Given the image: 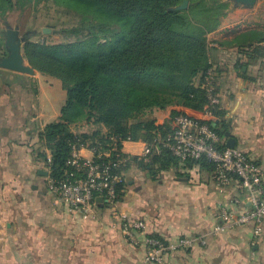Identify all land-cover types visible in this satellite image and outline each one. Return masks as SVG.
Wrapping results in <instances>:
<instances>
[{
    "label": "crops",
    "instance_id": "0c3cea01",
    "mask_svg": "<svg viewBox=\"0 0 264 264\" xmlns=\"http://www.w3.org/2000/svg\"><path fill=\"white\" fill-rule=\"evenodd\" d=\"M249 30L264 32V0L250 8L231 6L220 27L207 37L222 116L179 106L152 107L140 120L114 126L153 120L165 133L173 129L176 114L212 121L225 127L235 147L264 175V42L241 50L231 43ZM45 78L35 70L26 75L0 69V264H152L146 261L147 236L166 242L179 237L197 241L189 250L165 254L163 264H264V217L258 234L253 223L214 232L220 210L242 211L244 206L231 200L244 195L234 185L219 194L212 171L199 165L187 168L179 163L164 171L155 166L152 172L130 163L119 202L112 205L98 198L94 217L86 220L70 211L48 189L43 155L50 158L53 143L38 138L49 119L43 111ZM95 129L105 133L108 127L80 124L69 134ZM141 149V141L122 143L126 155H139ZM80 156L90 159L92 154L82 149ZM176 173L186 179L176 178ZM113 211L145 224V231L136 234V245L122 235Z\"/></svg>",
    "mask_w": 264,
    "mask_h": 264
},
{
    "label": "trees",
    "instance_id": "16d2710c",
    "mask_svg": "<svg viewBox=\"0 0 264 264\" xmlns=\"http://www.w3.org/2000/svg\"><path fill=\"white\" fill-rule=\"evenodd\" d=\"M183 1L188 2L186 9L171 10ZM39 6L68 20L55 32L59 41L46 35L37 41L26 38L22 46L28 66L40 75L58 79L65 91L59 117L38 134L40 141L53 143L50 158L43 155L52 181L65 178L72 146L94 149V160L101 163L108 161L104 152L109 151L113 159L125 141L151 143L170 133L162 132L163 127L153 120L114 126L140 120L152 107L179 106L216 117L224 114L220 105L209 104L204 82L212 67L207 37L226 17L231 8L228 1L0 0V21L6 25L7 13L38 10ZM262 42L264 32L259 30L240 32L231 41L238 50ZM4 50L2 43L0 55ZM204 123L223 139V125ZM79 124L108 130L70 135V129ZM131 163L152 172L155 166L164 171L179 163L212 171L205 159L181 162L168 151L153 153L147 161L134 157ZM176 178L186 179V175L176 173ZM124 188L125 180L116 187V203Z\"/></svg>",
    "mask_w": 264,
    "mask_h": 264
},
{
    "label": "built area",
    "instance_id": "2783aa9c",
    "mask_svg": "<svg viewBox=\"0 0 264 264\" xmlns=\"http://www.w3.org/2000/svg\"><path fill=\"white\" fill-rule=\"evenodd\" d=\"M212 81L213 73L209 70L204 87L208 92L209 104L216 105L218 99L212 93ZM173 125L171 132L164 137H157L151 143L142 142L141 152L136 156H124L121 149V152L119 150V153L110 159L111 153L108 151L102 154L108 161L97 163L94 160V149L72 146L66 162L69 170L65 178L57 182L49 179V191L70 211L78 212L85 220L91 219L94 217L93 209L98 198L108 204H116V187L125 180L124 170L121 169L129 165L134 157L147 161L153 153L168 151L181 162L201 159L209 162L212 165L211 178L219 194H225L227 189L234 185L238 193L244 195V199L231 200L234 205L244 206L242 211L235 212L225 208L220 210V223L214 227V232L253 223L254 233L258 234L264 217V175L260 167L241 149L220 147L224 144L223 139L199 119L186 114H176ZM82 149L88 150L92 157L82 158ZM112 219L119 223L122 235L131 244L136 245V234L145 231V224L117 211L112 212ZM196 242L190 237H179L172 242H166L158 237L147 236L143 239L147 248L146 261L163 264L165 254L189 250Z\"/></svg>",
    "mask_w": 264,
    "mask_h": 264
},
{
    "label": "rangeland",
    "instance_id": "374dc122",
    "mask_svg": "<svg viewBox=\"0 0 264 264\" xmlns=\"http://www.w3.org/2000/svg\"><path fill=\"white\" fill-rule=\"evenodd\" d=\"M230 3V6L234 7L233 0H224ZM38 10L26 9L24 12L14 11L7 13L5 23L11 28L17 27L19 30V37L28 38L31 41H37L40 38H44L46 35L50 36L49 39L53 42L59 41V36L55 33L61 26L68 24V20L58 15L53 10H45L39 6ZM0 21V46L3 43V32L5 25ZM47 28L49 33H42V29ZM23 46V43H22ZM5 55V50L1 52L0 57ZM43 76V75H42ZM46 81L42 82L45 86L46 96L44 98L43 111L47 122H53L57 119L60 113V109L65 102V92L61 87V82L58 79L50 78L47 76ZM80 125V124H79ZM78 126V125H75ZM74 126V127H75ZM81 130V128L79 129ZM77 130V131H79Z\"/></svg>",
    "mask_w": 264,
    "mask_h": 264
},
{
    "label": "water",
    "instance_id": "95a60500",
    "mask_svg": "<svg viewBox=\"0 0 264 264\" xmlns=\"http://www.w3.org/2000/svg\"><path fill=\"white\" fill-rule=\"evenodd\" d=\"M257 1L258 0H233L236 5L244 6L246 8L253 7ZM187 4V1H183L181 5L172 8L171 10L186 9ZM42 33L46 34L49 33V31L47 28H43ZM24 41L25 38L19 37V30L17 27L11 28L9 25H5V30L3 32V46L5 48V55L0 57V69L14 73L33 75L34 70L28 66L23 58L22 43H24ZM224 137L227 139L225 144L227 148L235 147V141L230 138L229 133H224Z\"/></svg>",
    "mask_w": 264,
    "mask_h": 264
}]
</instances>
